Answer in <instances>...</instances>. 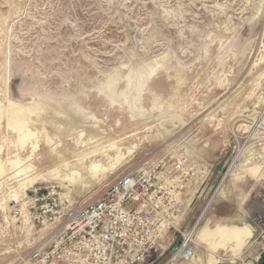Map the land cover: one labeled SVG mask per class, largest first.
<instances>
[{"label":"rangeland","instance_id":"374dc122","mask_svg":"<svg viewBox=\"0 0 264 264\" xmlns=\"http://www.w3.org/2000/svg\"><path fill=\"white\" fill-rule=\"evenodd\" d=\"M101 143L94 175L74 155ZM173 157L199 174L148 264L168 262L211 200L199 226L253 234L217 264H264V0H0V264L52 238L22 215L28 190L86 204ZM191 239L199 261L184 264H207Z\"/></svg>","mask_w":264,"mask_h":264},{"label":"built area","instance_id":"2783aa9c","mask_svg":"<svg viewBox=\"0 0 264 264\" xmlns=\"http://www.w3.org/2000/svg\"><path fill=\"white\" fill-rule=\"evenodd\" d=\"M198 174L183 158L162 159L145 171L126 170L86 204L57 185L35 186L24 194L22 215L52 238L18 254L17 264H148L164 252L168 233L177 231ZM13 215L22 216L19 210ZM186 235L166 264L191 262Z\"/></svg>","mask_w":264,"mask_h":264},{"label":"bare ground","instance_id":"6f19581e","mask_svg":"<svg viewBox=\"0 0 264 264\" xmlns=\"http://www.w3.org/2000/svg\"><path fill=\"white\" fill-rule=\"evenodd\" d=\"M91 136H96L95 131L91 132ZM78 145H83V144L79 143ZM102 145H103V143L81 150L78 153V155H76V154L74 155L75 157L76 156L80 157L79 159H77L76 162L80 163L81 167H84L86 165L87 160H88V162L90 163L88 170L91 171V172L90 171L89 172L93 173L94 175L97 174L98 172H100L103 175L106 172V169L102 168L99 164H96L94 161L93 162L91 161L92 158H95L96 153L100 152V151H98L96 149L98 147L102 146ZM84 147H87V146H84ZM101 150H102V148H101ZM103 152H105V151H103ZM61 165H62L63 168H65V169L62 168L63 170H66V168L69 169L71 167L69 162L64 163V161H61ZM74 165H72V168H73ZM72 168H70V169H72ZM21 172H22V170L18 171L16 174L18 175ZM229 172H230V170H229ZM229 172H227V173H229ZM51 176H52V174H51ZM39 178H41V177H36V178L35 177H27L26 181H25V187H26V185H32L35 182V180H37ZM58 179H59V182H60L59 184L74 182V181H72L70 179V176L69 177L68 176H63V177H60ZM98 179H100V178H98ZM78 181L79 182L82 181V178H81V180H78ZM100 181H101V179H100ZM222 182H223V180L221 181V183L219 185V188H217V191H216L215 195L220 193L221 187H222V184H223ZM66 187H68V186H66ZM14 201L15 200H12L11 203H14ZM15 202H17V201H15ZM189 202H191V201H189ZM211 202H212V200L207 204V206L203 210L199 221L201 220V218L207 212L209 206L211 205ZM199 221L195 224L193 229L190 232H188L186 237H187L188 240L190 239L192 241L191 238H193V235H194L195 242L197 244H204L205 246H207V249H208L207 264H217V263H219L218 259L216 258V254L218 253V251L225 250L226 248H228L231 251V254L234 256V258L238 257L241 254L242 249H244V247L246 246V244L248 242V239L253 235L251 228L248 225H246V224H244V225L241 224V226H239V225L237 226V225H226L224 223L221 224V223H216L215 222L216 224L213 227H210L211 223L209 221H207L202 226L198 225ZM193 260L194 261H199V257L194 254V257L192 258L191 261H193Z\"/></svg>","mask_w":264,"mask_h":264},{"label":"water","instance_id":"95a60500","mask_svg":"<svg viewBox=\"0 0 264 264\" xmlns=\"http://www.w3.org/2000/svg\"><path fill=\"white\" fill-rule=\"evenodd\" d=\"M226 177V176H225Z\"/></svg>","mask_w":264,"mask_h":264}]
</instances>
